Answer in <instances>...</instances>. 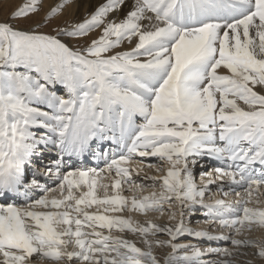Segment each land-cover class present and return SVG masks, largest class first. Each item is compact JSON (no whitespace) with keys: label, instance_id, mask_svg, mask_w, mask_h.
<instances>
[{"label":"snow or ice","instance_id":"snow-or-ice-1","mask_svg":"<svg viewBox=\"0 0 264 264\" xmlns=\"http://www.w3.org/2000/svg\"><path fill=\"white\" fill-rule=\"evenodd\" d=\"M72 5L0 20V264H264V0Z\"/></svg>","mask_w":264,"mask_h":264},{"label":"rangeland","instance_id":"rangeland-1","mask_svg":"<svg viewBox=\"0 0 264 264\" xmlns=\"http://www.w3.org/2000/svg\"><path fill=\"white\" fill-rule=\"evenodd\" d=\"M48 1V3H47ZM56 0H41V8H40V11L34 16L32 17V19H40L41 17H43L47 11L50 10L51 6L55 5ZM81 1L83 0H78V4L81 3ZM90 2H92V0H89ZM25 0H0V17H5L6 15H8L11 11H13L18 5L24 3ZM59 2V1H58ZM57 2V3H58ZM47 4V5H46ZM92 5L94 4H91V7L90 8H87L86 11L82 14H72L73 12L74 13H77V10L78 8L76 7V5H72L71 7L67 8L65 10V13H64V17H67V16H84L85 13L87 12H90L92 11ZM49 6V7H48ZM69 20H74V19H69ZM20 26L22 27H27L30 23H31V20H28V21H19L18 22ZM56 23L57 21H53L52 24H50L48 27L42 29L43 31H50L52 28H54L56 26ZM82 43V42H81ZM156 162V161H155ZM155 162L152 161L153 164H156ZM147 163V162H146ZM209 166H215V162H212V164H208L205 166V168L201 169L199 167V165L194 169V174L196 176V179H197V183L200 182V172L201 171H206L207 168ZM149 174V175H159L161 173L158 174V172H156L154 169H150V168H145L144 169V172L141 173V177L145 174ZM144 183H148L146 181H144ZM219 183V181H217V184ZM148 188V189H147ZM145 188V194H147L148 192L150 191H153L154 189H152L151 187H147ZM227 187H225V190ZM148 190V191H147ZM155 190H158V186ZM124 195L126 196H131L132 193L130 192H125ZM218 197H217V196ZM212 198H221L219 196V194L217 193V189H215L214 187H211V190H210V193L209 195L206 196V200L207 199H212ZM235 197L234 196H229L228 199H234ZM203 210V211H202ZM199 212H201L203 214V212H205L204 209H199L198 211H195L193 214H191L190 216L186 213L185 215V222L189 224V226L191 227H194V228H197V229H206L208 231H212V232H216L218 233L219 231H221V229L217 228V227H214V226H211L209 225L207 222H206V217L205 215H202V214H198ZM125 215L129 214V213H124ZM133 215V217L135 219H149L148 217H151V219H154L156 220L157 216H152L151 214L152 213H149L147 217H145L144 215L142 214H139V213H131V215ZM151 215V216H150ZM143 216V217H141ZM155 217V218H154ZM161 220H167V219H162ZM201 220V221H200ZM168 222V220H167ZM194 241H196L195 239H192V238H187V239H182L178 242H185V243H188V242H191V243H194ZM196 243V242H195ZM194 243V244H195ZM206 245V244H204ZM167 252L169 251V249H165L164 252ZM256 262H258V259H256ZM257 264V263H256ZM259 264V263H258ZM261 264V263H260Z\"/></svg>","mask_w":264,"mask_h":264},{"label":"bare ground","instance_id":"bare-ground-1","mask_svg":"<svg viewBox=\"0 0 264 264\" xmlns=\"http://www.w3.org/2000/svg\"><path fill=\"white\" fill-rule=\"evenodd\" d=\"M59 0H56L55 3H57ZM97 2V0H92V2H90L89 0H83L81 1V3L79 4V7H78V10H77V13H72V14H82L86 11L87 8H90L91 7V4H95ZM48 3V1H47ZM42 4V3H41ZM47 5V4H46ZM49 7V6H48ZM91 12V11H90ZM86 14V13H85ZM7 16V15H6ZM6 16L4 17H0V20H3L6 18ZM84 16H67V17H62V19H74L75 21H79V20H82ZM69 21H72V20H69ZM96 33H92L90 34V36H95ZM83 42V41H81ZM157 162V161H156ZM155 162V163H156ZM205 164L207 165V162H205ZM159 174V173H158ZM160 175V174H159ZM211 187H214L215 189H217L216 185L214 184L213 186ZM148 189V188H147ZM227 189V188H226ZM148 191V190H147ZM217 196V195H216ZM218 197V196H217ZM203 211V210H202ZM205 212H203V214L201 212H199L198 214H202L204 215ZM128 215V214H127ZM134 215V214H132ZM152 216H157L156 218V221L159 222V223H168L167 220H161L162 219H167V213H165L164 216H160L159 214L157 213H152L151 214ZM150 215V216H151ZM143 217V216H141ZM134 218V217H133ZM149 219H151V217H148ZM155 218V217H154ZM135 219V218H134ZM138 219V218H137ZM141 221L145 220V219H139ZM201 221V220H200ZM215 232V231H214ZM130 235V234H129ZM252 238H260V237H264V230H257V231H254L252 233L249 234ZM161 239H166L167 237L166 236H161L160 237ZM196 242V243H195ZM181 243H185V242H181ZM195 244L199 243L201 247L203 248H206V247H219V248H223V247H229L231 248L232 245L229 243V242H225V241H214V242H211V243H208V242H205V243H200L199 241H194ZM206 244V245H204ZM166 249V248H165ZM161 250L162 252H164V250ZM243 251H246L248 253V255L246 257H237L238 260H244V259H250V260H253L254 261V264H260L261 261L259 260V258L257 257H254L252 255V253L255 251L254 249H251V248H248V249H243ZM166 252V251H165ZM213 257L212 256H205L203 259L205 260H208V259H212ZM256 259H258V262H256Z\"/></svg>","mask_w":264,"mask_h":264}]
</instances>
